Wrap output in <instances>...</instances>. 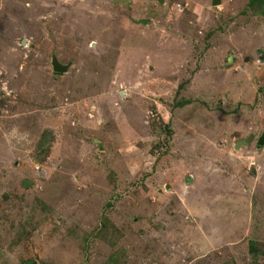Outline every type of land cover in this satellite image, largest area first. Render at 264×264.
<instances>
[{
  "label": "rangeland",
  "instance_id": "obj_1",
  "mask_svg": "<svg viewBox=\"0 0 264 264\" xmlns=\"http://www.w3.org/2000/svg\"><path fill=\"white\" fill-rule=\"evenodd\" d=\"M249 2L0 0V264H264Z\"/></svg>",
  "mask_w": 264,
  "mask_h": 264
},
{
  "label": "water",
  "instance_id": "obj_2",
  "mask_svg": "<svg viewBox=\"0 0 264 264\" xmlns=\"http://www.w3.org/2000/svg\"><path fill=\"white\" fill-rule=\"evenodd\" d=\"M161 2L163 0H160ZM221 0H213L214 5L220 4ZM52 64L55 71H65L68 69L69 64H63L61 63L56 56L52 57ZM253 136H249L247 138L240 139L237 144L236 148H240L241 146H245L252 142ZM264 142V135L259 139V144H262Z\"/></svg>",
  "mask_w": 264,
  "mask_h": 264
},
{
  "label": "trees",
  "instance_id": "obj_3",
  "mask_svg": "<svg viewBox=\"0 0 264 264\" xmlns=\"http://www.w3.org/2000/svg\"><path fill=\"white\" fill-rule=\"evenodd\" d=\"M249 5L251 8H253L255 11L259 12V13H264V0H250ZM255 243L251 244V251L252 252H257L258 251V247L254 246ZM29 264H32L31 262Z\"/></svg>",
  "mask_w": 264,
  "mask_h": 264
}]
</instances>
